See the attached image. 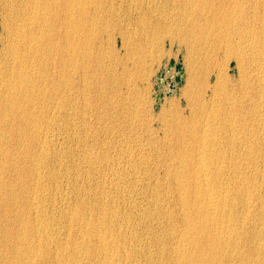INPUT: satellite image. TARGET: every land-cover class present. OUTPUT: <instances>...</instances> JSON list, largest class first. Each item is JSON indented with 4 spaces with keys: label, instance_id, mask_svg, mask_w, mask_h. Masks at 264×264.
<instances>
[{
    "label": "bare ground",
    "instance_id": "1",
    "mask_svg": "<svg viewBox=\"0 0 264 264\" xmlns=\"http://www.w3.org/2000/svg\"><path fill=\"white\" fill-rule=\"evenodd\" d=\"M119 1L141 0H0L10 18L0 68V264H264V0H165L178 12L158 18L156 33L190 48V37L217 33L240 81L229 89L222 70H200L191 54L198 120L173 128L176 147L157 165L176 195L156 190L145 208L138 191L148 192L130 170L135 178L150 170L116 150L111 113L124 109L114 101L131 70L110 61L102 36L112 28H98ZM232 26L247 38L236 52L220 37ZM68 161L88 175L70 173ZM65 179L76 203L62 213Z\"/></svg>",
    "mask_w": 264,
    "mask_h": 264
},
{
    "label": "rangeland",
    "instance_id": "2",
    "mask_svg": "<svg viewBox=\"0 0 264 264\" xmlns=\"http://www.w3.org/2000/svg\"><path fill=\"white\" fill-rule=\"evenodd\" d=\"M165 3V0H141L139 3H134L133 1L129 3L127 1H119L116 6L117 10L115 11L117 13L114 14V16L109 15V20L106 15H103L98 25L99 29L108 26H110V29L112 28L111 32H113V34H111L110 38L107 35L102 36L103 45L107 51L109 50L111 55L110 61L116 59V62H114L117 63V61L121 62L126 60L125 62H127L129 70H131L128 76H124L125 78L123 81L125 85L121 88V98H126V102L124 101L123 103L121 98L118 97H116L117 99L114 101L115 104L120 103L123 105L124 112L118 113L113 109L111 113L119 115L116 117V123H118L119 127L115 124V126L118 127V130L115 132V144L117 143L116 147L118 146L116 150H131L132 152H130L134 156L133 159L136 161L145 160L150 170L147 174H142L140 178H135L136 170H130V178L132 180H141L142 185H140V187H145L148 192L145 194L143 190L138 191V193H140L138 202L142 204L143 208L151 203L149 198L156 190H159L162 195L168 193L166 197H173L176 195L175 189L168 186L162 167L159 168L157 165L165 161L166 150L175 146L180 137L179 133L181 132H175L173 128H187L193 126V121L197 119L195 114L192 113L193 110L190 107L188 95L191 91L192 83L195 82L197 86L200 80L199 78L194 80V73H192L190 68L191 54V59H193V61L195 60L200 70H202L203 66L211 67L213 70L217 71L222 70L224 78L227 75L226 84L224 85L227 86L228 84L227 87L229 89H231V87L235 88L236 84L240 81V71L237 67V60L234 55L231 57L226 56L227 54L225 51H227V47L222 46L224 44H221L222 47L218 44L217 33L209 35L207 32H202L196 37H190L189 39H191V41L193 40L191 42L192 48L180 42L178 36L174 37L173 35L163 32L159 34L156 33L158 31L155 29V22L158 18L169 15L170 18L175 19V15L178 12L176 8L172 10L170 9L172 7L167 6ZM1 8L0 6V66L2 65L0 68H4L5 66L2 63L6 56L5 51L7 46V32L4 27H6L7 20L10 18L8 16L9 14H6ZM105 19H107L108 22L107 20L105 21ZM110 19L112 21H110ZM180 26V33H185V30L188 28L186 22L180 24ZM235 29V26L223 27L220 32V37L227 41V46H229L228 49L236 52L238 47L244 46L247 38L242 37ZM126 44L128 45L126 46ZM109 47H112V49L110 50ZM192 49H194L193 51L195 52H193ZM138 54L139 56H136ZM128 58L133 61H127ZM172 61H175L177 64L181 63L184 68L181 84L176 82V77L179 73L175 68L170 67ZM200 66H202V68ZM197 87L199 88L200 86L198 85ZM205 98L207 102L209 101L212 103L211 94ZM234 98L237 99V97ZM47 109V118L49 119L52 113L50 108ZM205 120L206 116L202 118V123H204ZM197 126L198 124L194 123V127ZM168 142H170L169 145ZM61 145L65 150L73 146V144L68 141H61ZM82 153L83 150L79 149V156H81ZM71 165L72 161H68L70 173L79 170L81 172L85 171L83 173H86L88 170H84V167L78 169L72 168ZM122 166L128 167V164L123 163ZM151 171L153 174H151ZM68 181L69 179L63 181V185L61 186L63 191L57 194L56 198L58 209L62 213H67L76 203V197L67 192V189L70 188L67 184ZM143 183H145V186ZM94 188H96V186H94ZM83 189L86 191L89 190ZM99 189L101 188L99 187ZM171 203L173 204L172 201ZM65 221L66 219L64 218L62 226L65 224ZM157 226H159L162 231L166 230V226H163V224L159 223Z\"/></svg>",
    "mask_w": 264,
    "mask_h": 264
},
{
    "label": "water",
    "instance_id": "3",
    "mask_svg": "<svg viewBox=\"0 0 264 264\" xmlns=\"http://www.w3.org/2000/svg\"><path fill=\"white\" fill-rule=\"evenodd\" d=\"M170 67L171 68H175L176 71L179 73V75L176 77V82L178 84H181L182 83V73H183V70H184L182 64L181 63L177 64L175 61H172L170 63Z\"/></svg>",
    "mask_w": 264,
    "mask_h": 264
}]
</instances>
